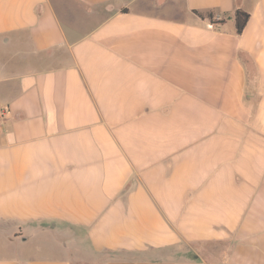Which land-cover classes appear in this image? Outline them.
<instances>
[{
  "label": "crops",
  "instance_id": "0c3cea01",
  "mask_svg": "<svg viewBox=\"0 0 264 264\" xmlns=\"http://www.w3.org/2000/svg\"><path fill=\"white\" fill-rule=\"evenodd\" d=\"M0 264H264V0H0Z\"/></svg>",
  "mask_w": 264,
  "mask_h": 264
},
{
  "label": "trees",
  "instance_id": "16d2710c",
  "mask_svg": "<svg viewBox=\"0 0 264 264\" xmlns=\"http://www.w3.org/2000/svg\"><path fill=\"white\" fill-rule=\"evenodd\" d=\"M195 14L201 17H207L209 21L213 24H222L224 23V19L222 18H215L213 11H207L206 13H201L196 10L193 11ZM249 18V13L247 11L242 10L241 8H237L234 11V25H235V32L239 34L242 29L244 28L247 20Z\"/></svg>",
  "mask_w": 264,
  "mask_h": 264
}]
</instances>
